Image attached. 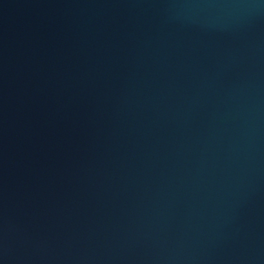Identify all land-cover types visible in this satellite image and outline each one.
<instances>
[{
	"label": "water",
	"instance_id": "water-1",
	"mask_svg": "<svg viewBox=\"0 0 264 264\" xmlns=\"http://www.w3.org/2000/svg\"><path fill=\"white\" fill-rule=\"evenodd\" d=\"M0 264H264V0H0Z\"/></svg>",
	"mask_w": 264,
	"mask_h": 264
}]
</instances>
